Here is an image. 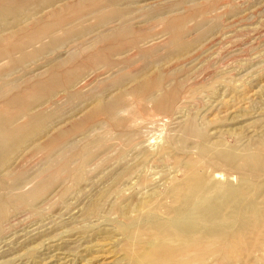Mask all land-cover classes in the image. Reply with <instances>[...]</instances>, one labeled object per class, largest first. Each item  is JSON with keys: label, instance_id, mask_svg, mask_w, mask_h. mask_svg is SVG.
Listing matches in <instances>:
<instances>
[{"label": "rangeland", "instance_id": "374dc122", "mask_svg": "<svg viewBox=\"0 0 264 264\" xmlns=\"http://www.w3.org/2000/svg\"><path fill=\"white\" fill-rule=\"evenodd\" d=\"M11 4L0 264H264V0Z\"/></svg>", "mask_w": 264, "mask_h": 264}, {"label": "bare ground", "instance_id": "6f19581e", "mask_svg": "<svg viewBox=\"0 0 264 264\" xmlns=\"http://www.w3.org/2000/svg\"><path fill=\"white\" fill-rule=\"evenodd\" d=\"M115 2V1H114ZM7 3V2H6ZM13 4V3H12ZM6 5V6H2L0 5V25L3 23V25L7 26V27H15V29H17L16 26H21L23 20L25 19L26 21L29 20V17L33 14V12H30L29 10H26V8H24V6L20 5V6H16V5ZM40 4V3H39ZM114 4V3H113ZM34 10V9H33ZM101 10V9H100ZM8 28V29H9ZM10 28V29H11ZM84 30V29H83ZM12 31H13V28H12ZM2 32V31H1ZM72 32V31H71ZM39 34V33H38ZM22 47V46H21ZM17 48L18 50V46L15 47ZM10 51V50H9ZM8 51V52H9ZM14 51V50H13ZM7 52V53H8ZM34 56V55H33ZM18 78V77H17ZM13 81V80H11ZM9 81H7L8 83ZM6 86V85H5ZM8 86V85H7ZM7 91V90H6ZM101 98V97H100ZM119 98V97H117ZM115 99V98H114ZM32 100V99H31ZM102 100V99H101ZM16 101V99L14 100ZM38 101V100H37ZM117 101V100H116ZM119 101V100H118ZM26 102L30 103L28 101V99L26 100ZM36 102V101H35ZM98 103V102H97ZM27 104V103H26ZM24 105V104H22ZM97 107V106H96ZM30 108V106H29ZM104 110H106V108H103ZM116 109V108H115ZM31 110V108H30ZM28 111V110H27ZM31 113V112H30ZM34 113V112H33ZM37 117V116H36ZM43 118V117H42ZM41 118V119H42ZM35 119V116H32L30 121L33 120L34 121ZM15 115H4L3 113H0V144H2L3 146V149H5L6 151V158L4 159H7L8 156L11 154V152L13 151L11 149L12 146L15 145V143L18 144V142H22L24 139L27 138V136L30 134L29 131H27L28 127H26V125H19V126H16L15 125ZM34 123V122H33ZM42 128V127H41ZM42 136V135H41ZM37 137V136H36ZM35 139V138H34ZM37 139V138H36ZM41 139V138H40ZM39 140V139H38ZM21 147V146H19ZM23 147V146H22ZM234 152H232L233 154ZM5 154V153H4ZM241 154V153H240ZM248 154H251V153H246V155L244 157H247L250 156ZM255 154V153H254ZM14 155V154H13ZM227 155V154H226ZM248 155V156H247ZM253 155V154H252ZM230 156L231 158H233V156L231 155H228ZM256 156V155H254ZM241 158V157H240ZM239 158V159H240ZM257 158V157H256ZM3 159V158H2ZM251 159V158H250ZM254 159V158H253ZM242 160V159H241ZM251 162V161H250ZM253 162V161H252ZM235 163V162H234ZM233 163V164H234ZM241 163V161H240ZM237 165V164H236ZM253 165V164H252ZM191 168H190V171H189V174L187 176V180H185V185L183 188H181L179 190V193L177 192L176 193V199L178 201H180L181 205H184L186 206L188 202L191 201V197L193 195V192L198 188V183L195 179H193L194 177H196V170L193 169L195 167H192V165H190ZM250 167V165H248ZM247 167V166H246ZM199 176V175H198ZM23 177V176H22ZM202 179V178H201ZM17 181V180H16ZM201 195V194H200ZM20 199V198H19ZM197 200V198H195ZM211 199V198H210ZM23 202V201H22ZM219 204L220 203H223L225 204V207L227 209H231L232 211L235 210V207H236V200L235 198L231 197L230 194H223L220 198V200L218 201ZM238 207V206H237ZM4 207L2 206L0 208V210H3ZM241 209V208H240ZM226 211V210H225ZM1 212V211H0ZM224 215V214H223ZM228 217V216H227ZM198 225V224H197ZM178 226H181L180 229H183V230H186L188 228H190L191 225H184L182 227L181 224H179ZM150 238V237H149ZM147 240V239H146ZM142 246V245H141ZM141 254V252H140ZM172 252H166V256L167 258H171L172 256ZM142 255V254H141ZM143 256V255H142ZM163 257V256H162ZM145 260H146V257H145ZM141 261V259H140ZM169 264H172V263H169Z\"/></svg>", "mask_w": 264, "mask_h": 264}]
</instances>
